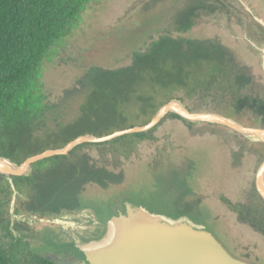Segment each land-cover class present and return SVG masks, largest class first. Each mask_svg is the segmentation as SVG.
<instances>
[{"label": "rangeland", "instance_id": "374dc122", "mask_svg": "<svg viewBox=\"0 0 264 264\" xmlns=\"http://www.w3.org/2000/svg\"><path fill=\"white\" fill-rule=\"evenodd\" d=\"M193 2L92 0L72 33L49 51L39 69L48 99L56 102L66 97L62 108L51 115V125H55L52 121L56 119L71 122L78 115L85 97L79 81L89 66H126L131 63L132 51L145 48L153 38L169 30L174 35L218 38L231 53L228 63L232 68H228V74L251 79L238 92L222 77V83L193 98L179 92L173 100L181 101L193 112L218 113L244 126L259 127L249 111L231 117L225 112L235 93L264 98V0H207L203 7L192 12L187 25L180 30L173 17ZM75 87L78 90L74 91ZM67 91H71L68 96L65 95ZM169 115L171 113L151 129V137L133 136L114 146L105 145L111 140L85 142L77 147L98 164L123 171L125 184L122 189L125 191L140 185H145V189L152 185V180H157L150 208L168 214L173 211L189 214L206 225L234 257L252 264H264V234L241 221L239 214L224 201L225 198L245 204L263 201L255 180L264 161V156L260 157L264 154V141L218 123H194ZM233 152L242 154L239 166L233 165ZM117 163L118 168H114ZM172 170L177 174L171 183L161 180L162 175ZM152 171L157 179L149 178ZM171 175L169 172L166 177ZM89 188L88 199L94 200L97 192L108 198L107 202L112 201L109 191L93 185ZM8 198L14 235L26 242L32 251L53 260L73 241L76 245H85L107 234V227L93 210H64L50 217L15 214L19 193L14 187ZM122 203L123 200H118L111 208L115 210ZM17 225L20 226L18 230ZM89 226L90 232L86 231Z\"/></svg>", "mask_w": 264, "mask_h": 264}, {"label": "trees", "instance_id": "16d2710c", "mask_svg": "<svg viewBox=\"0 0 264 264\" xmlns=\"http://www.w3.org/2000/svg\"><path fill=\"white\" fill-rule=\"evenodd\" d=\"M91 1L0 0V157L22 164L45 150L62 148L79 136H104L147 124L177 93L193 98L222 83V77L238 92L250 83L248 76L228 74V68H232L228 63L231 53L218 38L174 35L168 30L145 48L132 51L131 63L126 66H89L79 81L85 97L78 115L71 122L53 120L52 126L51 115L62 108L66 97L56 102L48 99L39 69L49 51L72 33ZM206 1L194 0L174 15L180 30L187 25L192 12ZM70 93L67 91L65 95ZM243 111L251 112L255 122L264 127V98L235 93L225 113L231 117ZM169 116L182 118L175 113ZM153 130L126 135L105 145L114 146L133 136L151 137ZM232 157L233 165L239 166L242 154L233 152ZM118 166L117 163L114 168ZM169 172L173 175L168 178ZM169 172L160 176L168 184L177 174ZM148 176L157 179L154 171ZM152 181L145 189V185H140L125 191L123 171L98 164L88 153L79 151V147L68 155L34 163L28 175L12 176L9 180L0 174V264H59L32 251L14 235L8 207L12 187L19 193L15 214L50 217L64 210L92 208L107 222L114 215L110 212L111 205L118 200L149 205L155 191L153 185L156 187L157 183ZM91 185L109 191L112 201L107 202L108 198L97 192L94 200L88 199ZM224 201L239 214L241 221L264 234L263 201L255 204L233 203L226 198ZM19 228L17 225L16 229Z\"/></svg>", "mask_w": 264, "mask_h": 264}, {"label": "water", "instance_id": "95a60500", "mask_svg": "<svg viewBox=\"0 0 264 264\" xmlns=\"http://www.w3.org/2000/svg\"><path fill=\"white\" fill-rule=\"evenodd\" d=\"M169 113L194 123H218L264 141V127H247L218 113L193 112L181 101L172 100L162 105L154 117L142 126L117 130L104 136H79L62 148L45 150L27 158L22 164L0 157V174L11 180L12 176L30 174L34 163L68 155L82 143L107 142L128 134L150 131ZM255 185L264 201V161L257 171ZM103 225L107 227L106 236L78 245L85 257L82 264H252L230 254L200 220L178 211L163 213L152 210L149 205L126 200L124 209L112 215Z\"/></svg>", "mask_w": 264, "mask_h": 264}, {"label": "flooded vegetation", "instance_id": "af4514ba", "mask_svg": "<svg viewBox=\"0 0 264 264\" xmlns=\"http://www.w3.org/2000/svg\"><path fill=\"white\" fill-rule=\"evenodd\" d=\"M116 207H118V208H115V210H113L111 208L110 212H112V214H117V212L119 210H123L124 209V202L122 203V205L118 204ZM81 209L93 210L94 213L96 214L97 218L102 223L106 222L102 219L101 213L98 212V210L92 209V208H81ZM90 228L91 227L89 226V228L86 229V231L89 230V232H90L91 231ZM64 247H65V249H62V252L57 257L54 258V261L58 262L59 264H82V262L85 260L84 254L80 251L79 246L76 245V243H74V241L72 242L71 246L66 245Z\"/></svg>", "mask_w": 264, "mask_h": 264}, {"label": "bare ground", "instance_id": "6f19581e", "mask_svg": "<svg viewBox=\"0 0 264 264\" xmlns=\"http://www.w3.org/2000/svg\"><path fill=\"white\" fill-rule=\"evenodd\" d=\"M6 165H9L7 162H5Z\"/></svg>", "mask_w": 264, "mask_h": 264}]
</instances>
